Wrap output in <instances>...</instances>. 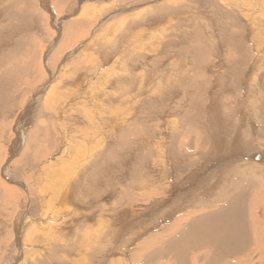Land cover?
Segmentation results:
<instances>
[{"label":"bare ground","instance_id":"bare-ground-1","mask_svg":"<svg viewBox=\"0 0 264 264\" xmlns=\"http://www.w3.org/2000/svg\"><path fill=\"white\" fill-rule=\"evenodd\" d=\"M14 1L0 0V264H264V0H66L68 22L64 0ZM46 14L72 68L57 59L62 77L38 83L37 57L11 54Z\"/></svg>","mask_w":264,"mask_h":264},{"label":"rangeland","instance_id":"rangeland-1","mask_svg":"<svg viewBox=\"0 0 264 264\" xmlns=\"http://www.w3.org/2000/svg\"><path fill=\"white\" fill-rule=\"evenodd\" d=\"M11 1V0H10ZM16 2H19V1H17V0H15ZM14 1V3L13 4H16V2ZM42 0H27V2H29L30 3V5L29 6H27V9H34V11H35V13H36V11H41V12H44V14L46 13V10H45V8L43 7V2H41ZM49 2H50V5L52 6V8L54 9V7H55V5L54 4H52V3H54L55 2V0H48ZM66 0H64V2H65ZM74 1V0H73ZM72 1V4L74 5V2ZM33 2V3H32ZM126 2H128V1H126ZM70 1L68 2H65V3H60V4H58V6H57V8L55 7V15H56V17L57 18H67L66 16L68 15V13L70 12L69 11V9H70ZM126 4L127 3H125L122 7H125L126 6ZM49 5V6H50ZM20 6V5H19ZM23 6V5H22ZM50 6V7H51ZM15 7H17V5L15 6ZM24 7H25V5H24ZM36 7V8H35ZM76 7H77V5H76ZM14 8V7H13ZM39 9V10H38ZM57 9V10H56ZM77 9H78V7H77ZM31 10V11H32ZM57 11H58V13H60V14H58L57 13ZM193 11H195V12H197V7H194V9H193ZM47 15V14H46ZM58 15H59V17H58ZM48 16V19L46 18H42L41 20H39V23H40V25H41V32H38L37 30H38V27L36 26H34V28L31 30L30 28V22L29 21H27V23L29 24V27H26V28H28V32H29V38L28 37H21V36H19V38L21 39H19L18 38V36H15V38H14V40H15V42L17 43L18 41H22V40H24V42H25V44H26V46L25 47H23V50H24V52H18V50H15V53H12L11 54V57H14L15 56V59H14V61L16 62V63H22L23 64V62H21V57L22 56H24V55H22V54H25L26 55V57L27 56H29L30 55V57H32L33 55H35L36 57H37V59L35 58V57H33L34 59H36V61H34L33 62V64L31 63V65H33L32 67H31V65H29L28 64V62L27 63H25V68L27 67L26 65H28V71H29V74L30 75H28V76H31V75H35L36 76V78H37V80L36 81H38V83H40V82H42V81H45L48 77L50 78V72L52 71V72H54L53 73V75H55L56 74V69H55V67H56V63H57V59H60L59 60V63H60V61L63 59V61L61 62V64H62V66H60L61 67V69H63L64 68V65L66 64V67H67V69H69V70H71V66L72 65H70V63H71V61H70V63L69 62H67V58H65L66 57V55L69 53L68 51H70L72 48L74 49V46H73V44L71 45V44H69V46H68V48L65 50L67 53H65V55H64V48H62V46L64 45V44H62L61 45V43H65V44H67V40L65 39V38H60V37H58V32H57V29H54V27H53V25H54V23L52 22V20H51V18H50V15L48 14L47 15ZM22 17V16H21ZM27 20H29V19H27ZM48 20V21H47ZM49 20H50V22H49ZM66 20V19H65ZM64 20V21H65ZM68 20H69V18H67V20H66V22H68ZM38 22V21H37ZM35 23V21L33 22V24ZM51 24V25H50ZM53 24V25H52ZM20 24H17V26H19ZM35 25V24H34ZM46 27H45V26ZM64 25V24H63ZM16 25L15 26H13V27H17ZM94 27V26H93ZM48 28H49V30H48ZM45 31H44V30ZM52 29V30H51ZM48 30V31H47ZM35 31V32H34ZM37 32V33H36ZM55 34V35H54ZM81 34H85L84 32L83 33H81ZM90 35H92V36H90ZM96 39H95V33H93V30L92 31H90V33H89V36L90 37H88V35L86 36V37H84V39H82L81 38V41L83 42V43H86V44H88L90 41H92V42H94L93 44H92V46L90 45L89 46V48L92 50V51H94V50H98V48L100 47L99 46V44H100V42L98 41L99 40V36H98V33H96ZM28 36V35H27ZM54 36V37H53ZM93 36H94V38H93ZM53 37V38H52ZM57 37H58V39H57ZM66 37V36H65ZM88 37V38H87ZM92 37V38H91ZM67 38V37H66ZM49 39V40H48ZM56 39H57V41H56ZM90 39V40H89ZM96 41H95V40ZM98 39V40H97ZM66 40V41H65ZM51 41V42H50ZM56 41V42H55ZM61 41V42H60ZM86 41V42H85ZM32 42V43H31ZM29 43V44H28ZM48 43V44H47ZM54 43V44H53ZM51 44H53V45H55L54 47H52V50L53 51H55V52H53V53H48V49H47V46L48 47H50L51 46ZM97 44V45H96ZM60 45V46H59ZM68 45V44H67ZM78 47H79V43L78 44H76ZM83 45H85V44H83ZM82 45V46H83ZM95 46V47H94ZM37 48V49H36ZM59 49L58 51L60 52H58V51H56L57 49ZM62 48V49H61ZM25 49H27V50H25ZM56 49V50H55ZM72 49V50H73ZM28 50H30V51H28ZM39 50V51H38ZM47 50V51H46ZM68 50V51H67ZM37 51V52H36ZM64 51V52H63ZM91 51V52H92ZM18 53V54H17ZM28 53H29V55H28ZM59 53V54H58ZM62 53H63V55H62ZM92 53H94V52H92ZM22 56H21V55ZM40 54V55H39ZM43 54V55H42ZM53 54V55H52ZM18 55H20V56H18ZM24 58L25 60L27 59V58ZM42 57V58H41ZM47 57V58H46ZM52 57V58H51ZM56 57H58V58H56ZM73 57V56H72ZM23 58V57H22ZM55 58V59H54ZM65 58V59H64ZM76 58V57H75ZM74 58V59H75ZM52 61H51V60ZM77 59V58H76ZM55 60V61H54ZM41 61V62H40ZM56 62V63H55ZM38 64V65H37ZM53 64V65H52ZM41 66H43L42 68H41ZM24 67H22L21 68V72H22V74H23V79H28L29 81H31L32 79L29 77V78H27L28 76L26 75L27 74V71H26V69L24 68ZM49 67V68H48ZM39 68V69H38ZM30 69V70H29ZM53 69V70H52ZM32 70H34V71H32ZM39 71V73H38V71ZM41 71V72H40ZM44 71V72H43ZM50 71V72H49ZM145 71L148 73L149 72V67H146V69H145ZM59 72V71H58ZM57 72V74L55 75V78L56 77H62V74L59 72L58 73ZM58 74H59V76H58ZM39 75H43V76H45L44 77V79L42 80V78L40 79L39 77H37V76H39ZM48 75V76H47ZM40 81V82H39ZM26 83V82H25ZM25 83L23 84V90L25 89ZM30 86H35V85H37V84H34V83H30L29 84ZM14 91V90H13ZM21 91H19L18 93H17V95H15L16 97H20V96H22V98L24 99H26V97L28 98V96H30V92L29 93H25V90H24V92L23 93H20ZM13 94V93H12ZM28 94V95H27ZM24 96V97H23ZM23 101V100H22ZM19 102L20 103H22L21 102V99H18V100H15L14 101V103H13V107H15V108H19L21 105L19 104ZM24 102V101H23ZM40 107V106H39ZM149 110V109H148ZM145 112H147V110H145ZM12 120V119H11ZM8 121L9 120H7L4 124L6 125L7 123H8ZM168 174V173H167Z\"/></svg>","mask_w":264,"mask_h":264}]
</instances>
